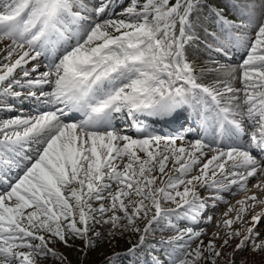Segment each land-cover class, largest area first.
<instances>
[{
	"label": "snow or ice",
	"instance_id": "6c2138e0",
	"mask_svg": "<svg viewBox=\"0 0 264 264\" xmlns=\"http://www.w3.org/2000/svg\"><path fill=\"white\" fill-rule=\"evenodd\" d=\"M116 5L0 0V264H264V0Z\"/></svg>",
	"mask_w": 264,
	"mask_h": 264
},
{
	"label": "rangeland",
	"instance_id": "374dc122",
	"mask_svg": "<svg viewBox=\"0 0 264 264\" xmlns=\"http://www.w3.org/2000/svg\"><path fill=\"white\" fill-rule=\"evenodd\" d=\"M25 103L26 102H24V104ZM28 109L29 108H27L25 110H28ZM3 116H4V113H0V117H3ZM202 191L203 190H201V192ZM227 198L233 204L235 203V197L233 198L232 196H228ZM236 206L238 207V205H236ZM218 207H219L218 210H215L218 215L219 214H222L225 211H227V209H226L227 206L225 204H223V203H220ZM220 207H222L221 210H220ZM229 215L230 216H234L235 213H229ZM215 218L216 217H214V220H215ZM239 226H240V224L238 222L232 225V227H239ZM214 227H215V225L213 223V228H209V231L214 230ZM259 230H260V228L257 229V231H259ZM168 235H171V234H168ZM168 235H164V236H168ZM205 239H207V237H205ZM126 246H127V240L126 239L120 240L118 242L117 246H116V251L120 252L118 249H123ZM103 251H104L105 254H108V253H110L111 249H109L108 246L105 245L104 248H103ZM66 255H68V258H69L70 261H72V264H77V257H76V254L74 252L66 251ZM93 256L100 257L101 260L104 259V256L103 255H100V250H97L96 252H93L92 255L90 256V258H92ZM243 256H249L250 259L252 258V256L249 253H247V252L240 253L237 258L239 259L240 257H243ZM139 259H140V261H142L141 257ZM128 261H129V258L127 259L126 264H128ZM44 264H54V262H48V261H46V262H44ZM144 264H150V262L145 261Z\"/></svg>",
	"mask_w": 264,
	"mask_h": 264
},
{
	"label": "trees",
	"instance_id": "16d2710c",
	"mask_svg": "<svg viewBox=\"0 0 264 264\" xmlns=\"http://www.w3.org/2000/svg\"><path fill=\"white\" fill-rule=\"evenodd\" d=\"M120 248V247H119ZM119 251H122V250H124V248L123 249H118ZM89 260L90 261H95L96 262V264H99V262L101 261V259H100V257H97V256H93L92 258H90L89 257ZM103 260V259H102ZM46 262V261H45ZM48 262H53L52 260H48Z\"/></svg>",
	"mask_w": 264,
	"mask_h": 264
},
{
	"label": "bare ground",
	"instance_id": "6f19581e",
	"mask_svg": "<svg viewBox=\"0 0 264 264\" xmlns=\"http://www.w3.org/2000/svg\"><path fill=\"white\" fill-rule=\"evenodd\" d=\"M127 2H128V0H125V1H124V3L118 7V9H117V10H119V9H120V7H121V6H123L124 4H127Z\"/></svg>",
	"mask_w": 264,
	"mask_h": 264
}]
</instances>
